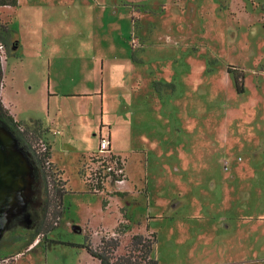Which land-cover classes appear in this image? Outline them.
Segmentation results:
<instances>
[{
	"label": "rangeland",
	"instance_id": "1",
	"mask_svg": "<svg viewBox=\"0 0 264 264\" xmlns=\"http://www.w3.org/2000/svg\"><path fill=\"white\" fill-rule=\"evenodd\" d=\"M0 27L5 103L61 131L52 171L67 189L64 215L34 239L41 174L0 123L4 164L27 168L3 210L0 264H99L78 246L112 237L122 254L152 233L158 264H264V0H18ZM106 133L125 183L97 190L85 168Z\"/></svg>",
	"mask_w": 264,
	"mask_h": 264
},
{
	"label": "trees",
	"instance_id": "2",
	"mask_svg": "<svg viewBox=\"0 0 264 264\" xmlns=\"http://www.w3.org/2000/svg\"><path fill=\"white\" fill-rule=\"evenodd\" d=\"M17 4L18 0H0V8H16ZM1 32L9 35L11 31L5 27H0V40H2ZM132 60H134L133 57ZM1 79L2 70L0 67V83ZM236 92L241 94L243 90L241 87L236 86ZM0 123L12 133L20 146L30 153L34 166L38 168L41 174L44 185V201L40 212L41 221L35 226L32 237L35 239L36 237L44 236L54 229L53 225L47 223V219L50 217L57 223V220L65 213L63 198L67 194V189H65L66 181L55 178V174L60 177L61 172L59 170L52 171L56 166L51 161L50 144H46L43 151L33 145V142L35 140L37 142L38 139L37 131L45 132L39 120L34 121V128L30 130L29 127L12 117L0 99ZM101 188L97 187V190H101ZM156 242L157 239L154 233L149 236L133 235L122 254H117L120 243L117 238L112 237L102 238L97 249H93L88 243L78 247L85 249L92 258L99 261V264H158L153 256Z\"/></svg>",
	"mask_w": 264,
	"mask_h": 264
},
{
	"label": "built area",
	"instance_id": "3",
	"mask_svg": "<svg viewBox=\"0 0 264 264\" xmlns=\"http://www.w3.org/2000/svg\"><path fill=\"white\" fill-rule=\"evenodd\" d=\"M90 165L85 168V175L95 182L97 187H103L106 182H114L123 185L124 159L110 150L109 134L100 135L98 151L90 158Z\"/></svg>",
	"mask_w": 264,
	"mask_h": 264
},
{
	"label": "water",
	"instance_id": "4",
	"mask_svg": "<svg viewBox=\"0 0 264 264\" xmlns=\"http://www.w3.org/2000/svg\"><path fill=\"white\" fill-rule=\"evenodd\" d=\"M14 137V136H13ZM15 141L17 139L14 137ZM18 144V141L16 142ZM13 163V162H12ZM4 164V157L0 153V235L2 234L4 227V215L3 210L5 205H8V199L10 196L19 190L20 186L24 183V177H20L22 169L27 170L26 167L14 164ZM15 163V162H14ZM23 167V168H22ZM23 171V172H25ZM72 231H80L77 226L72 227Z\"/></svg>",
	"mask_w": 264,
	"mask_h": 264
},
{
	"label": "crops",
	"instance_id": "5",
	"mask_svg": "<svg viewBox=\"0 0 264 264\" xmlns=\"http://www.w3.org/2000/svg\"><path fill=\"white\" fill-rule=\"evenodd\" d=\"M8 8H10V7H8ZM13 31V30H12ZM14 34H15V40H14V55L12 56V58H15V59H13V60H16V61H18L19 63H22V60H21V58H19V55H20V51H21V46H20V42H19V38H18V35L14 32ZM7 66H8V62L6 61L5 63H4V65H3V75H2V88L0 89V99H1V102H2V104H3V106L9 111V113L11 114V111H10V107L5 103V99H4V92H5V90H6V83H7V77H6V74H5V68H7ZM93 95H97V93H95V94H93ZM101 95V96H100ZM100 95L98 96V100H99V103L101 104V101H102V104L104 105V103L106 102L105 101V98H104V94H102V92L100 91ZM92 95H87V96H84V97H81V98H83V99H90V97H91ZM47 97L48 98H50L51 96L49 95V92H47ZM53 97V96H52ZM54 97H56V96H54ZM103 107V106H102ZM102 110H103V108H102ZM12 115V117L16 120V121H20V122H33L34 123V121H36V120H30V121H27V120H24V119H19V118H16V115L14 114H11ZM40 122H41V124H42V127H43V129L45 130V132L47 133V135L49 136V139H50V146H51V155H52V158H51V161H52V163L55 165V163L53 162V156H54V145L55 144H53V140L56 138V136H58V135H60L61 134V131H59L58 129H56V130H53V131H51V129L49 128V127H47L41 120H39ZM102 129V128H101ZM109 134V133H108ZM59 144H63L65 147L64 148H67L66 146H68L66 143H64V142H62V143H59ZM87 154V153H86ZM83 157V155L82 156H80V158H82ZM56 166V165H55ZM56 168H57V166H56ZM58 169V168H57ZM226 220H229L228 218L226 219ZM226 220H221L220 222L221 223H223V221L225 222Z\"/></svg>",
	"mask_w": 264,
	"mask_h": 264
}]
</instances>
